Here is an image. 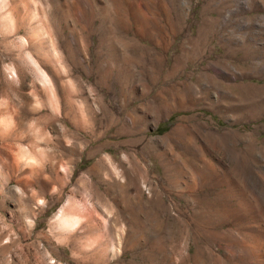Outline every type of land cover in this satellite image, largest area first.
<instances>
[{
    "label": "rangeland",
    "instance_id": "obj_1",
    "mask_svg": "<svg viewBox=\"0 0 264 264\" xmlns=\"http://www.w3.org/2000/svg\"><path fill=\"white\" fill-rule=\"evenodd\" d=\"M0 117V264H264V0H0Z\"/></svg>",
    "mask_w": 264,
    "mask_h": 264
},
{
    "label": "bare ground",
    "instance_id": "obj_2",
    "mask_svg": "<svg viewBox=\"0 0 264 264\" xmlns=\"http://www.w3.org/2000/svg\"><path fill=\"white\" fill-rule=\"evenodd\" d=\"M46 81H47V79H46ZM49 81H51V80H49ZM7 102V101H6ZM10 102V101H9ZM7 105V104H6ZM6 105H5V107H6ZM5 107H3V108H5ZM6 109V108H5ZM9 109V108H8ZM11 110H12V108H11ZM15 110V109H14ZM16 111H17V109H16ZM15 112V111H14ZM2 113V112H1ZM15 113H17V112H15ZM9 114V113H8ZM7 114V115H8ZM18 114V113H17ZM3 115V114H2ZM10 115H12V119H13V115H14V113L12 114V113H10ZM10 115H8V116H6V117H8L9 118V116ZM19 115V114H18ZM0 118H2V117H0ZM10 118H11V116H10ZM0 121H1V123H0V125L4 128V127H6V125H7V122H5L6 121V119L4 120V119H0ZM12 121V120H11ZM15 121V120H14ZM17 121V120H16ZM13 122V121H12ZM9 123H11V122H9ZM9 123H8V126H9V128H10V126L11 125H9ZM13 123H15V122H13ZM13 123H11V124H13ZM21 124V123H20ZM16 125V123L14 124V126ZM8 126L6 127V128H4V129H9L8 128ZM15 128V127H14ZM10 129H12V126H11V128ZM5 131V130H4ZM7 132H9V131H7ZM11 133H12V131H11ZM4 134V133H3ZM7 135V134H6ZM6 135H5V137H6ZM16 135H17V133H16ZM3 137H4V135H3ZM10 134H9V139H10ZM6 139H7V137H6ZM15 139V138H14ZM8 142V141H7ZM2 143V142H1ZM5 144V143H4ZM66 144V143H65ZM12 145H14V144H12ZM11 145V146H12ZM5 146V145H4ZM8 146V144H6V147ZM10 146V147H11ZM3 147V146H2ZM13 147H15V146H13ZM8 148V147H7ZM1 149V148H0ZM5 149V148H4ZM11 149V148H10ZM11 150H13V149H11ZM14 151V150H13ZM12 151V152H13ZM16 151V150H15ZM6 153V152H5ZM28 153V152H27ZM10 154H12V153H10ZM14 154H16L15 152H14ZM19 154H21V153H19ZM22 155H23V153H22ZM24 155H25V153H24ZM23 155V156H24ZM32 155V154H31ZM26 156L25 157V159H26V164H28V165H30V166H34L35 165V161H36V159L33 157L34 156V154L32 155V156ZM3 156V155H2ZM17 156H18V154H17ZM5 157V156H4ZM19 157V160L20 159H23V157L22 158H20V156H18ZM17 157V158H18ZM6 158V157H5ZM4 158V159H5ZM16 158V157H15ZM3 158H1V160H2ZM9 159H11V158H9ZM25 159H23V161L25 160ZM0 160V161H1ZM6 160V159H5ZM18 160V159H17ZM47 160V159H46ZM3 161V160H2ZM50 161V160H49ZM5 162V161H4ZM10 162H11V160H10ZM20 162H21V160H20ZM55 162V161H54ZM53 161H52V163H54ZM14 162H12V164H13ZM21 163H23V162H21ZM25 163V162H24ZM3 163H1L0 162V187L1 186H3L5 183H6V181H8L7 180V177L5 176V172H4V167H6V166H4L3 167V165H2ZM62 164V165H61ZM61 164H59V165H61L60 166V169H56V175L58 176V179L62 182V183H64V182H66V180L68 179V177H69V168H67L68 166H65V164H67V163H65V164H63V163H61ZM9 165V164H8ZM20 165V164H19ZM28 165H24V169H23V171L25 172V173H28V176L29 175H35L38 179H42L41 178V176H42V171L44 170L43 168L45 167H42V170L38 167V168H31L30 166H28ZM37 165H40L39 163H37ZM55 165V164H54ZM26 166H28V167H30V168H26L25 169V167ZM36 166V165H35ZM19 167V166H18ZM111 167V166H110ZM115 169V168H114ZM113 168H112V170H114ZM17 170H19V168L17 169ZM54 170V169H53ZM116 170V169H115ZM45 171V170H44ZM14 172V171H13ZM111 172V171H110ZM19 173V172H18ZM50 173V172H49ZM115 173V172H114ZM9 174V173H8ZM13 174V173H12ZM119 174V173H118ZM117 174V175H118ZM10 175V174H9ZM18 175V174H17ZM16 175V176H17ZM26 175V174H25ZM47 175V174H46ZM45 175V176H46ZM53 175V174H52ZM19 176V175H18ZM28 176L26 177L27 179H25L23 182H22V184H21V189H23V190H26V188H27V186H29L30 184H31V181H29L28 180ZM32 176H30V177H32ZM119 176V175H118ZM9 177H11V176H9ZM12 177H14V176H12ZM33 178V177H32ZM32 178H31V180H32ZM46 178H47V176H46ZM11 179V178H10ZM16 179H17V177H16ZM30 179V178H29ZM48 179H49V176H48ZM51 179H52V177H51ZM12 180V179H11ZM22 180V179H21ZM56 181V180H55ZM118 181V180H117ZM36 182V181H35ZM41 183H43V186H45L46 185V182L47 181H43V180H41L40 181ZM54 182V181H53ZM57 182V181H56ZM8 183V182H7ZM38 183V182H37ZM124 183V182H123ZM118 184H120L119 182H118ZM7 185V184H6ZM33 185V184H32ZM65 185H66V183H65ZM20 186V185H19ZM31 186V185H30ZM40 186V185H39ZM53 186H55V185H53ZM64 186V185H63ZM34 187V186H33ZM30 188H32V186L30 187ZM40 188V187H39ZM41 188H42V186H41ZM2 190V189H1ZM32 190V189H31ZM45 190H46V188H45ZM55 190H56V188H55ZM34 191H36V194L38 193L37 192V190H35L34 188H33V191L31 192V194L32 195H35V192ZM39 191V190H38ZM41 191H43V190H41ZM21 193V192H20ZM50 193H52V191L50 192ZM24 194V193H23ZM30 194V193H29ZM53 194V193H52ZM57 194V193H56ZM39 195V194H38ZM37 196V195H36ZM39 197V196H38ZM32 198V197H31ZM36 197H34V199H35ZM37 199V198H36ZM41 199V198H40ZM39 199V200H40ZM42 201V200H41ZM82 213V212H81ZM92 213V212H91ZM79 214V213H78ZM85 216V218L83 217L82 219L78 216V219H81V222H82V220L84 221V219H86V220H88L89 222H90V225L93 227V228H95L98 232H97V234H96V236L95 237H93V238H91L90 239V241H89V246L92 248V254L94 255V257L97 259V260H99V261H103V260H106L107 259V257H108V255L111 253V252H114V248H113V244L112 243H110V242H104L103 240L104 239H106V238H104V239H102V236H103V232H102V228H103V226L105 227V226H108V224H106L105 222H102V221H100L101 219H98V218H96V216H95V218H93V220L89 217V215H86V213L84 214ZM91 215V214H90ZM93 215V214H92ZM106 217V216H105ZM57 220V222H58V227H56V225H55V227L57 228V230H59V231H62L63 233L64 232H69V231H67L68 229H70L71 228V226H72V219H71V216H70V212H69V208H68V205H67V203H65L62 207H61V209L59 210V213H58V219H56ZM55 220V221H56ZM76 220H77V218H76ZM104 220V219H103ZM104 221H106V220H104ZM22 222L24 223V221L22 220ZM57 222H55L56 224H57ZM74 222V221H73ZM77 222V221H76ZM25 224V223H24ZM74 224V223H73ZM103 224H106V225H103ZM28 225H30L31 226V224H28ZM26 227V226H25ZM104 229V228H103ZM106 231H107V229H106ZM66 235V234H65ZM63 237H64V235H63ZM66 237V236H65ZM115 253H117V251L115 252ZM114 254V253H113Z\"/></svg>",
    "mask_w": 264,
    "mask_h": 264
}]
</instances>
